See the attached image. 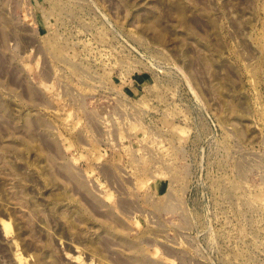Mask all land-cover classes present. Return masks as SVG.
I'll use <instances>...</instances> for the list:
<instances>
[{
  "label": "rangeland",
  "instance_id": "rangeland-1",
  "mask_svg": "<svg viewBox=\"0 0 264 264\" xmlns=\"http://www.w3.org/2000/svg\"><path fill=\"white\" fill-rule=\"evenodd\" d=\"M0 264H264V0H0Z\"/></svg>",
  "mask_w": 264,
  "mask_h": 264
}]
</instances>
